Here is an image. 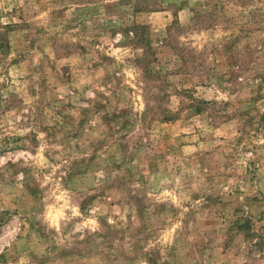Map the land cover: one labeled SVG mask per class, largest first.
<instances>
[{"label": "rangeland", "instance_id": "obj_1", "mask_svg": "<svg viewBox=\"0 0 264 264\" xmlns=\"http://www.w3.org/2000/svg\"><path fill=\"white\" fill-rule=\"evenodd\" d=\"M0 264H264V0H0Z\"/></svg>", "mask_w": 264, "mask_h": 264}]
</instances>
